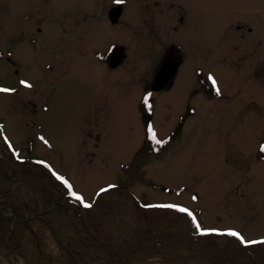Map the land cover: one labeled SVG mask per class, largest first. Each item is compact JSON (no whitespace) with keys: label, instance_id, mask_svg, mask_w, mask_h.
Instances as JSON below:
<instances>
[{"label":"rangeland","instance_id":"obj_1","mask_svg":"<svg viewBox=\"0 0 264 264\" xmlns=\"http://www.w3.org/2000/svg\"><path fill=\"white\" fill-rule=\"evenodd\" d=\"M112 1L0 0V192L80 259L264 264V0H123L117 23ZM170 43L176 78L142 98Z\"/></svg>","mask_w":264,"mask_h":264},{"label":"trees","instance_id":"obj_2","mask_svg":"<svg viewBox=\"0 0 264 264\" xmlns=\"http://www.w3.org/2000/svg\"><path fill=\"white\" fill-rule=\"evenodd\" d=\"M5 191L0 192V246L9 255L21 256L25 264H120L110 258L80 259L46 212L28 210L26 200Z\"/></svg>","mask_w":264,"mask_h":264},{"label":"flooded vegetation","instance_id":"obj_3","mask_svg":"<svg viewBox=\"0 0 264 264\" xmlns=\"http://www.w3.org/2000/svg\"><path fill=\"white\" fill-rule=\"evenodd\" d=\"M181 2H184V1L183 0H159V7L161 8V4H171L173 7H180ZM114 3H116L115 0L112 1V5H114ZM161 10L162 11L160 12V14H162V15L171 14L170 10H168V9H165V10L161 9ZM254 13H255V11H250V12L248 11L246 13H242L240 11V12L236 13L235 18L238 19L237 22L235 23L236 28L241 30V31H244V30L245 31H251L252 28H251V26L248 25V23L245 21V19H249L248 17L254 18ZM179 14L182 15V19H183V11L182 10H179ZM119 20H120V18L114 23L119 22ZM29 25H31L30 22H29ZM25 33L28 35V37L34 35L33 29H32V33L31 32L30 33L25 32ZM2 45L3 44H0V46H2ZM123 53H124V47L117 49L115 44L111 43V44H109L107 51L105 53V56L102 58L101 62L102 63H124L125 55ZM165 53H169L168 57H170L168 59L167 63H173V62L181 60L179 57V55H180L179 50L174 46V43H170L168 45ZM7 54L8 53H6V55ZM7 56H9V55H7ZM7 61H8V63H16L11 56L8 57ZM182 62L183 61L181 60V63Z\"/></svg>","mask_w":264,"mask_h":264},{"label":"water","instance_id":"obj_4","mask_svg":"<svg viewBox=\"0 0 264 264\" xmlns=\"http://www.w3.org/2000/svg\"><path fill=\"white\" fill-rule=\"evenodd\" d=\"M117 9L111 12V17L113 18V20L116 19L119 14V10ZM176 66L177 63H165L164 66L161 68L160 72L157 74L156 78L154 79L152 88L156 90L168 83L176 69ZM2 256H6V254L0 248V264H5Z\"/></svg>","mask_w":264,"mask_h":264},{"label":"snow or ice","instance_id":"obj_5","mask_svg":"<svg viewBox=\"0 0 264 264\" xmlns=\"http://www.w3.org/2000/svg\"><path fill=\"white\" fill-rule=\"evenodd\" d=\"M123 2V0H116V3L117 4H120V3H122ZM214 83H215V81H213ZM29 87L31 86V85H28ZM0 91H9L8 89H0ZM153 139H155V134H153V137H152ZM78 199H82V198H80V197H77ZM85 207H91V205L90 204H85ZM167 207H174V206H172V205H168ZM181 211H184V212H187V209H180ZM196 228L199 230L200 229V225L197 223L196 224ZM201 234H204L203 232L201 233ZM230 235H232V236H239L240 234L239 233H237V232H231V233H229ZM241 239H243L242 237H241Z\"/></svg>","mask_w":264,"mask_h":264},{"label":"bare ground","instance_id":"obj_6","mask_svg":"<svg viewBox=\"0 0 264 264\" xmlns=\"http://www.w3.org/2000/svg\"><path fill=\"white\" fill-rule=\"evenodd\" d=\"M9 264V263H8Z\"/></svg>","mask_w":264,"mask_h":264}]
</instances>
